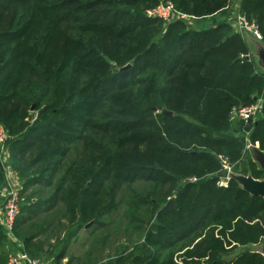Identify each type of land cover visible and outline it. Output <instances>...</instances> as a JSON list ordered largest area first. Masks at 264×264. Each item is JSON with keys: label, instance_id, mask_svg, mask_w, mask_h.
I'll use <instances>...</instances> for the list:
<instances>
[{"label": "trees", "instance_id": "trees-1", "mask_svg": "<svg viewBox=\"0 0 264 264\" xmlns=\"http://www.w3.org/2000/svg\"><path fill=\"white\" fill-rule=\"evenodd\" d=\"M236 11L264 43V0H0V191L7 168L20 192L0 264L11 244L60 260L89 226L83 264H264V198L218 176L226 158L264 180V71Z\"/></svg>", "mask_w": 264, "mask_h": 264}, {"label": "built area", "instance_id": "built-area-1", "mask_svg": "<svg viewBox=\"0 0 264 264\" xmlns=\"http://www.w3.org/2000/svg\"><path fill=\"white\" fill-rule=\"evenodd\" d=\"M149 16L158 17L165 21H173L175 19H184L191 20L186 17L184 14L176 13L174 6L170 3L163 4L162 6L149 10L147 12ZM233 25L237 32L239 33H249L256 37L257 39L262 40V35L259 29V26L250 21L244 14L240 11H236L233 18ZM263 105L262 98L256 99V101L250 105L242 106L236 109L233 112L234 119H240L248 121L250 119H255ZM9 135L6 131L3 124L0 123V153L2 155V159H5L4 155L6 153V144L8 141ZM252 145L248 142L247 148L251 149ZM4 160H2L3 162ZM6 169V178H7V186L3 190L4 200L0 204V209L2 211L1 222L4 225L7 233L13 238L14 236V225L17 219V216L20 213V192L18 186V178L17 173ZM223 169H227L230 174L233 170L232 165L225 158L223 159ZM228 179V178H226ZM196 180V179H192ZM220 184H225L222 181ZM23 248V244H20ZM8 264H51L48 260L43 257H32L28 252L23 249H19L17 252L11 253L8 256Z\"/></svg>", "mask_w": 264, "mask_h": 264}, {"label": "rangeland", "instance_id": "rangeland-1", "mask_svg": "<svg viewBox=\"0 0 264 264\" xmlns=\"http://www.w3.org/2000/svg\"><path fill=\"white\" fill-rule=\"evenodd\" d=\"M234 2H235V5H236V3H237L236 0H234ZM163 4L164 3H160L155 8H158V7L162 6ZM155 8H153V9H155ZM166 22H170V21H166ZM241 34L243 35V37L246 40L247 44L250 45V47L252 48V50H250V55L252 57H254L256 60L258 59L257 60V63L259 61V64L258 65L264 71V69L262 67V63H261V61L259 59V53H260L261 50L264 49V43H263V41L260 40V39H257L253 35H251L249 33H246V32H243ZM257 117H259V116H257ZM0 156L2 158L1 153H0ZM230 175L233 176V177H235L240 182V184L243 187H248V184H247V180L246 179L247 178H250L251 177L250 175H243V174H240V173H236V172H233V170H232V172H231ZM251 178H253V177H251ZM224 179H226V178H224ZM260 181H264V180H260ZM3 200H4V195L1 196L0 203H2ZM115 215L117 216V218H120L122 216L121 212H117ZM89 227H86L85 229H83L80 232L79 236L72 242V245H71V248H70L71 249V253L75 256V258H77L76 259L77 261H75L74 263L77 262V264H83L82 259L84 257L85 252L87 251L88 243L91 240ZM51 241L53 242L54 240L53 239H50L49 242H51ZM122 243H125V240H123ZM11 245L12 246H9V248H8L9 255L11 253L17 252L19 250L17 248L18 245L17 246L16 245L13 246V244H11ZM250 249H257V250H259V251H261V252L264 253V243H262L260 245H257V246H254V247H250ZM238 252H240V251H238Z\"/></svg>", "mask_w": 264, "mask_h": 264}, {"label": "water", "instance_id": "water-1", "mask_svg": "<svg viewBox=\"0 0 264 264\" xmlns=\"http://www.w3.org/2000/svg\"><path fill=\"white\" fill-rule=\"evenodd\" d=\"M259 59L262 63V67L264 69V49L260 51ZM128 66L129 65H127L126 67H128ZM32 110H33V108H32ZM165 114L171 115L172 112L165 111ZM251 154H252L253 160L258 164V166L262 170H264V151L261 150L259 147L252 145ZM218 176H220L222 178H228V179L231 177L230 172L227 169H223L218 174ZM246 180H247L248 187H244V188L251 191L252 193H255V194L261 196L262 198H264V181H260V180H257V179L251 178V177L247 178Z\"/></svg>", "mask_w": 264, "mask_h": 264}, {"label": "crops", "instance_id": "crops-1", "mask_svg": "<svg viewBox=\"0 0 264 264\" xmlns=\"http://www.w3.org/2000/svg\"><path fill=\"white\" fill-rule=\"evenodd\" d=\"M236 5H238V0H236ZM234 4H235V2H234ZM234 8V7H233ZM233 11V10H232ZM249 46V49L250 50H252V48L250 47V45H248ZM253 54V53H252ZM255 55V54H254ZM258 60V59H257ZM258 64H259V61H258ZM3 191L1 192L0 191V196H3ZM1 217H2V211H1V209H0V219H1ZM42 241L44 242L45 241V243H44V245H43V249H45V250H48V248L51 246V245H53L52 243V241L51 242H49V241H47V240H44V238L42 239ZM21 244V243H20ZM71 245H72V243H71ZM71 245L69 246V248H68V250H67V252H66V254L62 257V259H60V260H56L57 258H55V255H51L49 252H47V254L46 255H48L49 257L47 258V260L51 263V264H77V262L76 263H74L75 261H77L76 259L77 258H75V256L71 253ZM59 253V251H57L56 252V254H58ZM44 254V253H43ZM43 258H44V256H43Z\"/></svg>", "mask_w": 264, "mask_h": 264}]
</instances>
